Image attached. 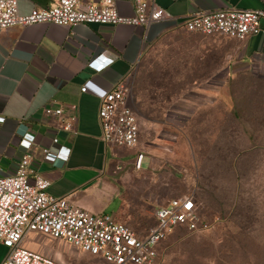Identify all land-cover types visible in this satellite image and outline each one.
I'll return each instance as SVG.
<instances>
[{
  "label": "rangeland",
  "instance_id": "374dc122",
  "mask_svg": "<svg viewBox=\"0 0 264 264\" xmlns=\"http://www.w3.org/2000/svg\"><path fill=\"white\" fill-rule=\"evenodd\" d=\"M221 37L167 30L130 80L133 104L164 121L140 125L136 151L146 158L131 181L142 185L141 200L194 193L210 222L173 229L155 264H264V74L212 51ZM21 245L65 264H112L35 230Z\"/></svg>",
  "mask_w": 264,
  "mask_h": 264
},
{
  "label": "crops",
  "instance_id": "0c3cea01",
  "mask_svg": "<svg viewBox=\"0 0 264 264\" xmlns=\"http://www.w3.org/2000/svg\"><path fill=\"white\" fill-rule=\"evenodd\" d=\"M57 1L19 0V11L25 13ZM156 2L178 21L197 9L264 7V0ZM115 4L121 13L133 12L132 0H115ZM176 29L183 30L166 20L153 22L146 31L142 25L96 22L72 26L35 22L0 29V174L14 171L22 155L30 152L32 173L38 172L50 179V192L66 196L87 210L110 213L135 231L144 232L150 225L147 216L152 217L159 204L154 206L153 200H141L138 190L142 185L131 181L134 170L143 169L134 167L140 150L136 151V145H116L101 138L100 98L92 90L81 91L80 86L89 81L91 88L99 90L113 82H130L149 46L165 31ZM212 46L215 53L228 55L230 66L264 74V17L260 19L259 32L243 38L223 35ZM99 54L100 62L110 61L101 68L87 64ZM222 68L223 65L219 73L223 77ZM72 103L76 104L73 123L76 133L60 129L58 118L45 112L47 105L69 109ZM134 106L138 123L141 122L139 127L144 122L153 125L164 122L143 106ZM55 135L59 144L68 150L66 159L43 157V147L57 148L58 144L51 142ZM26 141L29 147L24 145ZM6 251L0 242V264Z\"/></svg>",
  "mask_w": 264,
  "mask_h": 264
},
{
  "label": "built area",
  "instance_id": "2783aa9c",
  "mask_svg": "<svg viewBox=\"0 0 264 264\" xmlns=\"http://www.w3.org/2000/svg\"><path fill=\"white\" fill-rule=\"evenodd\" d=\"M132 1L133 12L126 14L117 9L115 0H58L51 6L33 7L25 13L19 11V0H0V29L35 22L68 26L96 22L142 25L146 31L153 22L166 20L188 32L243 38L259 32L260 19L264 17V7L231 6L197 9L178 21L156 0ZM100 56L91 57L87 64L101 68L110 61L100 62ZM80 89L92 90L100 98L101 138L107 143L134 147L139 140L140 127L130 82L121 80L98 90L91 88L87 81ZM45 112L58 118L60 129L77 132L73 126L76 104L72 103L69 109L47 105ZM51 142L58 144L57 148L43 147V157L66 159L68 150L59 144L56 135ZM24 145L29 147V141ZM144 156L142 151L137 152L135 168L142 167ZM31 161V153L26 152L14 171L0 174V242L7 248L1 264H65L23 247L21 243L31 230L63 238L79 249L101 255L112 264H155L158 244L175 227L185 226L198 231L210 225L202 213L203 204L195 200L194 193H184L156 206L153 211L156 221L139 233L110 213L87 210L66 196L50 192V179L41 173H32Z\"/></svg>",
  "mask_w": 264,
  "mask_h": 264
},
{
  "label": "trees",
  "instance_id": "16d2710c",
  "mask_svg": "<svg viewBox=\"0 0 264 264\" xmlns=\"http://www.w3.org/2000/svg\"><path fill=\"white\" fill-rule=\"evenodd\" d=\"M177 227H185V226H177ZM175 228H176V227H175ZM175 228H174V229H175ZM186 228H187V227H186ZM187 229H188V228H187ZM189 230H191V229H189ZM193 231H195V230H193Z\"/></svg>",
  "mask_w": 264,
  "mask_h": 264
}]
</instances>
